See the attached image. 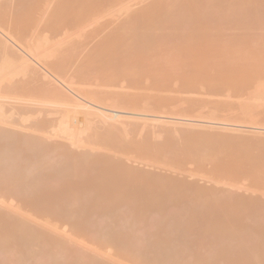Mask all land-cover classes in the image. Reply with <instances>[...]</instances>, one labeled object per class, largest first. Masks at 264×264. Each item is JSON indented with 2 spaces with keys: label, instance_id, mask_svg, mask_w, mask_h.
I'll use <instances>...</instances> for the list:
<instances>
[{
  "label": "bare ground",
  "instance_id": "obj_1",
  "mask_svg": "<svg viewBox=\"0 0 264 264\" xmlns=\"http://www.w3.org/2000/svg\"><path fill=\"white\" fill-rule=\"evenodd\" d=\"M117 11L132 15L95 41L89 26ZM260 31L264 0H0V264H264L260 197L207 193L121 157L166 171L211 160L264 183V144L232 167L227 137L165 142L175 132L157 125L200 104L203 88L234 84L263 103Z\"/></svg>",
  "mask_w": 264,
  "mask_h": 264
},
{
  "label": "rangeland",
  "instance_id": "obj_2",
  "mask_svg": "<svg viewBox=\"0 0 264 264\" xmlns=\"http://www.w3.org/2000/svg\"><path fill=\"white\" fill-rule=\"evenodd\" d=\"M145 1L146 0H140V2ZM138 5H136V8H138ZM136 8L132 7L129 10L132 11ZM134 10L133 12H129L133 14ZM117 12V15L115 13H112L110 15L98 16L96 20L97 23H95L93 27L89 26L91 27L90 29H93L97 32L94 38L95 41L99 40L103 33L107 32L110 27H114L118 22H120L121 19H123L124 17L127 18L129 15H132L129 12L128 15L127 13L122 11L123 15L127 14V16H123L120 11V14L123 16V18H119L118 16L121 15L119 14V11ZM109 20L112 21L107 23L108 25L106 26L105 23ZM261 32L262 31H260V34H264ZM67 89L65 90L69 92L70 90L68 89V91ZM202 94V96L201 94H199L202 99V101H200V104L196 106L194 105L192 107L189 106L188 108V103H184L180 107L183 108L182 115H171L176 118L167 120L164 118V121L161 120L162 122H157V125H160L162 130H171L175 132L174 137L162 136L158 139L169 142V140L173 138L176 139L177 142L182 143L186 141L183 137V133H186L190 137L194 135L195 138H198V140L201 142V144H199L200 147L211 148V146H208V144L202 143L203 140L205 141L206 137H214V135L225 136L227 137L228 144L223 143L222 145H218L222 149L228 151V155L224 158V160L229 157V159L227 158L225 161L231 160L228 161V164L232 167L236 166L237 164H245L249 166L250 163L247 162L246 157L251 154L259 152L261 153V151L263 150H260V148L263 149L264 147V145L263 147H260L262 146V144H264V102L259 103V100L252 99L251 97L253 93H249L246 87H241L234 84H230L228 87L220 89L216 94L218 96H212L209 93L208 88H203ZM194 96L197 95L195 94ZM214 99H217V101H213ZM56 106L57 105L55 104L52 106V108L51 105L49 106V117H53V115L55 114L54 109H58L56 108ZM51 111H53L54 113ZM41 114L42 115H40L39 113L37 115L23 118L18 122L19 127L21 128L23 126H27L28 124H31L33 120V123L35 122V120L37 122L38 117L41 118L42 116L44 118L45 113ZM120 115L128 114L121 113ZM55 116L56 114L54 115V117ZM178 117H181L182 119ZM114 123H116L118 126H122V123L127 125L130 123L141 124L138 118L128 117H118L117 120L114 121ZM61 129L62 126L59 127V125H57V128L55 127L51 129L50 132H52L51 134H54L55 137L56 135H64ZM147 133V129L133 131L128 134L127 139L141 140L146 137ZM60 138L61 137H56L55 139ZM229 140H231L230 143ZM232 141L234 143H232ZM235 141H237V144ZM240 142L243 143L239 144ZM258 142L262 144L259 145L257 144ZM255 144L259 146L257 147ZM251 151L253 153H251ZM139 156L140 155L135 151H132L129 155H121V157L126 160L128 165L143 169L156 170L162 173H169L174 176L186 178L191 182H196L197 184L203 186L207 193L226 191V194H228L230 197H236L238 195L241 197L255 196L260 197L264 201V183H257L251 176H248L246 172H216L214 170L215 164L211 160H206L202 163L195 160H187L186 163H177L173 165V167H170V171H166L165 168L168 167L163 163L158 164L153 160V158L148 157L146 159H142ZM28 212L30 213L31 211L28 210ZM63 228L68 231V228L70 227L66 225V227ZM105 251L114 253V249L111 248H106Z\"/></svg>",
  "mask_w": 264,
  "mask_h": 264
}]
</instances>
